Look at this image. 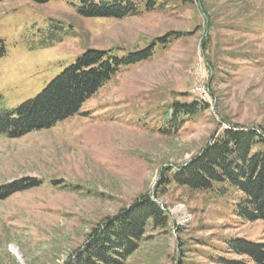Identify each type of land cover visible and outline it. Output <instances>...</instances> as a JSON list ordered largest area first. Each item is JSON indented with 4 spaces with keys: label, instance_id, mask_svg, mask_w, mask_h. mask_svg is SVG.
<instances>
[{
    "label": "rangeland",
    "instance_id": "obj_1",
    "mask_svg": "<svg viewBox=\"0 0 264 264\" xmlns=\"http://www.w3.org/2000/svg\"><path fill=\"white\" fill-rule=\"evenodd\" d=\"M132 1L139 14L88 18L77 0H0L3 108L36 96L87 49L155 43L79 114L17 138L0 134V188L40 183L0 200V264H63L141 195L163 205L169 222L147 232L126 264H255L228 248L240 238L264 243V222L235 212L239 191L160 183L229 123L264 129V0H152L150 9L151 0ZM194 101L208 108L169 126L171 105Z\"/></svg>",
    "mask_w": 264,
    "mask_h": 264
},
{
    "label": "trees",
    "instance_id": "obj_2",
    "mask_svg": "<svg viewBox=\"0 0 264 264\" xmlns=\"http://www.w3.org/2000/svg\"><path fill=\"white\" fill-rule=\"evenodd\" d=\"M45 4L55 0H30ZM149 1L146 8H153ZM76 12L88 18H122L141 12L132 0H77ZM164 42L160 39L159 43ZM155 43L138 52L124 53L121 48L85 50L75 62L64 68L36 96L16 108L0 107V134L17 138L29 132L48 129L63 120L79 114L82 105L94 96L121 68L148 60ZM0 40V59L5 55ZM208 108L207 103H173L169 126L179 120L195 116ZM177 126V125H176ZM192 191H208L220 184V193L235 189L241 197L235 204L237 216L247 222H264V129H250L230 124L222 130L195 158L165 177ZM34 179L0 188V200L15 192L38 186ZM226 189H225V188ZM158 191V190H155ZM169 217L163 205L151 195H141L124 209L114 221L95 231L91 241L63 264H126V260L146 240L147 232L165 229ZM229 252L247 255L255 264H264V243L235 239L229 243ZM226 264H240L228 261Z\"/></svg>",
    "mask_w": 264,
    "mask_h": 264
},
{
    "label": "built area",
    "instance_id": "obj_3",
    "mask_svg": "<svg viewBox=\"0 0 264 264\" xmlns=\"http://www.w3.org/2000/svg\"><path fill=\"white\" fill-rule=\"evenodd\" d=\"M193 90L196 91V95H201L208 98L206 94L207 92L205 91V88L203 86L195 85V87H193Z\"/></svg>",
    "mask_w": 264,
    "mask_h": 264
},
{
    "label": "bare ground",
    "instance_id": "obj_4",
    "mask_svg": "<svg viewBox=\"0 0 264 264\" xmlns=\"http://www.w3.org/2000/svg\"><path fill=\"white\" fill-rule=\"evenodd\" d=\"M196 93V91H194ZM201 96V95H200ZM202 98H204L203 96H201Z\"/></svg>",
    "mask_w": 264,
    "mask_h": 264
}]
</instances>
